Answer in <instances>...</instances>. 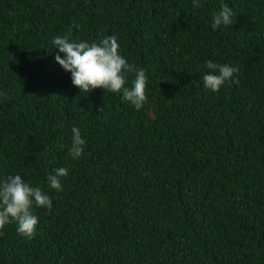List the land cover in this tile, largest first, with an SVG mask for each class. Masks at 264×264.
I'll use <instances>...</instances> for the list:
<instances>
[{
  "label": "trees",
  "instance_id": "16d2710c",
  "mask_svg": "<svg viewBox=\"0 0 264 264\" xmlns=\"http://www.w3.org/2000/svg\"><path fill=\"white\" fill-rule=\"evenodd\" d=\"M199 2L0 0V184L18 174L53 200L32 237L6 225L0 264H264V0ZM224 7L232 24L213 29ZM65 35L117 37L146 71L143 108L74 86ZM209 60L239 84L206 89Z\"/></svg>",
  "mask_w": 264,
  "mask_h": 264
},
{
  "label": "clouds",
  "instance_id": "9594fccd",
  "mask_svg": "<svg viewBox=\"0 0 264 264\" xmlns=\"http://www.w3.org/2000/svg\"><path fill=\"white\" fill-rule=\"evenodd\" d=\"M196 8L201 7L199 0H193ZM233 10L224 7L214 14L212 28L232 24ZM75 27H79L78 24ZM52 43L58 53L56 62L66 71L71 73L74 86L83 92L102 88L113 93H122V100L130 103L135 109L140 110L147 102L146 71L129 63L127 58L120 54V45L115 36H108L99 42H86L71 40L69 36H56ZM63 57V58H62ZM209 72L202 77L206 89L218 92L226 82L239 84V79H234L239 68L229 64L213 63L209 60L206 64ZM129 75H134L131 86H126ZM72 143L69 155L78 159L83 155L86 140L82 138L79 128H72ZM58 147L63 150L64 145ZM53 175L48 177L51 189L57 192L62 190L61 177L69 175V169L60 167L54 169ZM33 206L52 210L53 200L50 195L39 186H32L25 182L20 175L8 176L0 184V235L3 229L12 221L17 222V231L25 237H32L38 225V217L33 213Z\"/></svg>",
  "mask_w": 264,
  "mask_h": 264
}]
</instances>
